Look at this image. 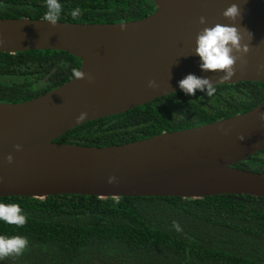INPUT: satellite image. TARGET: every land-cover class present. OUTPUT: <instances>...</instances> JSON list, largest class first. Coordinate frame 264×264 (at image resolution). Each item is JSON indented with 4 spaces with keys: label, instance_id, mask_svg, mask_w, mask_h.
<instances>
[{
    "label": "water",
    "instance_id": "water-1",
    "mask_svg": "<svg viewBox=\"0 0 264 264\" xmlns=\"http://www.w3.org/2000/svg\"><path fill=\"white\" fill-rule=\"evenodd\" d=\"M153 11L130 21L76 23L0 17V53L61 50L79 59L93 79L74 76L28 100L0 101V197L81 194L174 196L200 199L217 194L264 197V173L233 166L264 148V98L253 108L201 125L163 131L108 146L55 142L84 122L124 113L155 98L182 91L188 74L211 77L215 85L240 81L264 84V0H150ZM232 3L241 9L240 28L250 51L223 73L200 68L194 53L197 33L215 23ZM200 16L207 25L199 24ZM123 29L121 30V26ZM247 29L253 34L250 41ZM155 80L158 87H148ZM82 112L85 119L77 121ZM243 136L244 140L239 137ZM21 145L17 151L15 145ZM8 154L13 163L6 160ZM110 176L116 177L109 183Z\"/></svg>",
    "mask_w": 264,
    "mask_h": 264
},
{
    "label": "trees",
    "instance_id": "trees-1",
    "mask_svg": "<svg viewBox=\"0 0 264 264\" xmlns=\"http://www.w3.org/2000/svg\"><path fill=\"white\" fill-rule=\"evenodd\" d=\"M59 21L114 23L153 11L150 0H59ZM79 7L81 14L71 12ZM46 0H0L1 18L44 19ZM79 59L61 50L0 53V101L36 97L73 76ZM208 96L183 91L124 113L84 122L55 142L108 146L185 129L245 112L264 98V84L214 85ZM174 114V115H173ZM233 166L264 173V148ZM118 201V202H117ZM27 216L23 227L0 221V235H22L29 247L0 264H264V197L217 194L200 199L60 194L3 196ZM176 222L180 231L173 226Z\"/></svg>",
    "mask_w": 264,
    "mask_h": 264
},
{
    "label": "clouds",
    "instance_id": "clouds-1",
    "mask_svg": "<svg viewBox=\"0 0 264 264\" xmlns=\"http://www.w3.org/2000/svg\"><path fill=\"white\" fill-rule=\"evenodd\" d=\"M47 11L44 15V20L55 26L60 18L62 12V5L59 0H46ZM79 7L75 8L71 15L73 18L78 17L81 14ZM222 16L233 24H221L215 23L212 26L203 27L196 36L194 53L200 57V68L206 72L223 73L219 77V81H226L233 77L236 72L237 61H240L241 65L247 63L244 59L245 55L250 51L249 44L243 43L244 37L241 34L240 28L235 25L237 18L242 19L241 9L237 3H232L223 12ZM199 24L207 25V19L204 16H200L198 20ZM123 29V25L121 26ZM249 40L253 38V34L245 29ZM3 40L0 39V44ZM259 71L264 72V65L259 66ZM73 76L76 79H87L92 82V77L86 75L85 72L80 69H73ZM180 89L186 95H195L197 90L205 92L206 95L211 96L216 92L215 83H213L211 77H198L194 74H188L179 82ZM148 87L156 88L158 85L155 80L148 82ZM174 115V114H173ZM86 112H82L77 121L85 119ZM259 119L264 121V112L259 113ZM240 140H244L243 136L239 137ZM17 151L22 150V146L17 144L14 146ZM6 160L9 164L13 163L14 157L12 154H8ZM2 180V178H0ZM109 183H115L116 177L110 176L108 178ZM118 202V201H117ZM0 221L15 225L17 227H23L27 223V216L18 203H0ZM173 226L177 231H180V227L176 222H173ZM29 247V240L22 235H0V260H4L8 257H19Z\"/></svg>",
    "mask_w": 264,
    "mask_h": 264
},
{
    "label": "flooded vegetation",
    "instance_id": "flooded-vegetation-1",
    "mask_svg": "<svg viewBox=\"0 0 264 264\" xmlns=\"http://www.w3.org/2000/svg\"><path fill=\"white\" fill-rule=\"evenodd\" d=\"M241 83L250 82V81H240ZM239 83V82H237ZM180 92V91H179ZM168 95V94H167ZM165 96V95H164ZM162 97V96H161ZM159 98V97H158ZM156 99V98H155ZM152 101V100H151ZM150 102V101H149Z\"/></svg>",
    "mask_w": 264,
    "mask_h": 264
}]
</instances>
